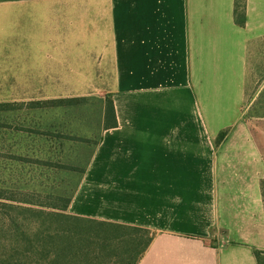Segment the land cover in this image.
Masks as SVG:
<instances>
[{
    "label": "crops",
    "instance_id": "0c3cea01",
    "mask_svg": "<svg viewBox=\"0 0 264 264\" xmlns=\"http://www.w3.org/2000/svg\"><path fill=\"white\" fill-rule=\"evenodd\" d=\"M74 49L82 81L112 65L118 126L68 212L156 232L138 264H261L264 152L245 108L264 90V0H0V83L72 81Z\"/></svg>",
    "mask_w": 264,
    "mask_h": 264
},
{
    "label": "rangeland",
    "instance_id": "374dc122",
    "mask_svg": "<svg viewBox=\"0 0 264 264\" xmlns=\"http://www.w3.org/2000/svg\"><path fill=\"white\" fill-rule=\"evenodd\" d=\"M84 54L60 60L72 81L0 83V187L70 197L101 139L112 96V65L90 70L82 81ZM98 71V72H97ZM250 98L245 118L264 152V90ZM76 104L56 106L62 99ZM261 258L264 259L262 253Z\"/></svg>",
    "mask_w": 264,
    "mask_h": 264
},
{
    "label": "trees",
    "instance_id": "16d2710c",
    "mask_svg": "<svg viewBox=\"0 0 264 264\" xmlns=\"http://www.w3.org/2000/svg\"><path fill=\"white\" fill-rule=\"evenodd\" d=\"M79 101L62 99L55 105ZM105 122V129L118 126L112 97ZM74 192L66 198L0 187V264H138L156 232L72 215L68 209Z\"/></svg>",
    "mask_w": 264,
    "mask_h": 264
}]
</instances>
